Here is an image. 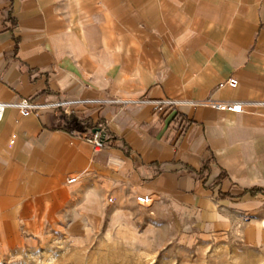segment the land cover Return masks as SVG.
I'll use <instances>...</instances> for the list:
<instances>
[{
    "label": "crops",
    "instance_id": "1",
    "mask_svg": "<svg viewBox=\"0 0 264 264\" xmlns=\"http://www.w3.org/2000/svg\"><path fill=\"white\" fill-rule=\"evenodd\" d=\"M20 99L117 102L5 111L0 251L51 233L69 207L120 222L194 215L215 231L224 209L264 198L249 192L264 190V0H0V102ZM143 99L179 104L124 103Z\"/></svg>",
    "mask_w": 264,
    "mask_h": 264
},
{
    "label": "rangeland",
    "instance_id": "2",
    "mask_svg": "<svg viewBox=\"0 0 264 264\" xmlns=\"http://www.w3.org/2000/svg\"><path fill=\"white\" fill-rule=\"evenodd\" d=\"M69 208L51 233L0 251V264H264L262 197L224 209L223 228L215 231L201 228L194 215L120 222Z\"/></svg>",
    "mask_w": 264,
    "mask_h": 264
},
{
    "label": "built area",
    "instance_id": "3",
    "mask_svg": "<svg viewBox=\"0 0 264 264\" xmlns=\"http://www.w3.org/2000/svg\"><path fill=\"white\" fill-rule=\"evenodd\" d=\"M228 86V88H236L238 86V81L236 79H228V81L222 83L220 87ZM117 101L109 100H98V99H74L67 101H54L49 103H44L33 99H20L14 102H0V121L2 120L4 113L7 109H16L22 117L36 116L40 115L43 110H63L67 115H71L72 111L79 107H90V106H102L105 103H113ZM125 104H147L152 105L155 112L160 114H167V112L173 110L179 102L173 100H150L143 99L140 101H125ZM207 104L211 105L213 108L218 110H225L233 113H242L244 111L243 103H223L219 101H209ZM89 142L93 145L95 150L104 149L106 146V135L103 129L95 131L89 134ZM76 179H69V183L75 182ZM137 202L141 205H148L151 203V199L144 196H139L136 198Z\"/></svg>",
    "mask_w": 264,
    "mask_h": 264
},
{
    "label": "trees",
    "instance_id": "4",
    "mask_svg": "<svg viewBox=\"0 0 264 264\" xmlns=\"http://www.w3.org/2000/svg\"><path fill=\"white\" fill-rule=\"evenodd\" d=\"M71 116V115H70ZM100 129L98 128H95V131H98ZM249 192H251V194L253 196H256L257 194H263L264 195V190H261V189H250ZM224 196V195H222ZM227 197V195L224 196V199Z\"/></svg>",
    "mask_w": 264,
    "mask_h": 264
}]
</instances>
